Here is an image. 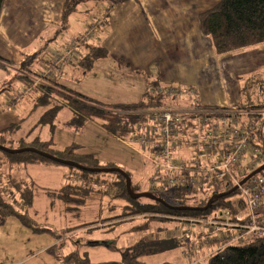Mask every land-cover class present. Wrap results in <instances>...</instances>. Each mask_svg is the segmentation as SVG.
<instances>
[{
    "label": "crops",
    "instance_id": "obj_1",
    "mask_svg": "<svg viewBox=\"0 0 264 264\" xmlns=\"http://www.w3.org/2000/svg\"><path fill=\"white\" fill-rule=\"evenodd\" d=\"M217 1L124 0L114 4L107 1V11L103 17L92 24L93 31L90 32L92 41H98L106 49L107 56L96 59L91 70L84 71L78 64L70 62L71 58L66 62H55L56 58L69 47L64 46L59 52L51 48L49 52L54 60L47 65L50 67L51 62L56 65L44 69L42 73L55 77L59 84L105 103L137 101L148 90L149 79H156L164 86L183 88L182 95L174 99L184 102L176 106L179 111L189 110L195 105L236 108L243 101L242 96L246 93L251 94L250 97L255 102H261L263 94L254 97L253 93L259 85L262 88L261 92H264V77L260 73L264 72V42L218 55L214 52L211 40L200 30L198 14ZM63 2L64 0L4 1L0 13V56L14 64L5 67V72L9 68L15 69V64L23 58L22 50L36 48L35 45L40 41L43 43L42 39L39 40L40 35L43 34V40H48L46 44H49L57 27L60 26ZM95 23H100L103 27L98 34L94 33ZM81 55V51L77 53V56ZM65 64L69 66L66 68L68 71L71 70L70 74H63L64 68L60 70V67ZM5 80L7 83V79ZM250 81H253V84L247 85ZM5 88V86L2 87L3 90ZM189 89L193 90V94ZM26 93L19 98L15 96L12 98L22 101ZM25 100L28 108L32 109L33 96ZM6 101L0 99V131L9 124L19 122L14 138H31L35 135L39 137L40 130L36 134L29 130L17 135L21 124L16 119L14 111L15 106L21 101L13 104V107ZM70 113L72 115V112ZM3 120H10V122L6 125ZM85 124L99 135L105 134L112 137L110 141L113 146L118 144L116 146L121 147L125 144L140 156L142 155L136 146L110 135L97 123L87 121ZM89 136L92 138L91 135ZM40 138L52 137L47 135ZM72 140L57 145V140L52 138L53 147L63 149L70 144H77L78 151L91 153L100 163L121 165L120 161L123 157L119 159L106 152L105 147L101 143H96L94 137L88 143ZM13 171L32 180L35 188L42 190L39 194L33 191L32 204L27 210L29 216L36 222L56 230L94 223L80 228L85 230L86 235L80 233L79 229L74 231L66 241L64 253L79 246L83 250L81 253L89 256L90 261L94 263L121 259L120 254L117 256V253L120 252V248L127 246V241L125 240L126 244H124L123 239L127 238V229L130 226L127 225L125 218H116L121 213L120 206L113 213L111 209L105 210L97 204L93 207H85V214L90 217L84 215L81 218L86 221H79L75 215L81 211L80 207L74 211L66 210L57 196L49 194L56 192L63 183H80L83 178L78 172L64 170L50 163L15 166ZM37 201L40 205H36ZM107 205L110 207L111 203L108 202ZM9 221L10 227L3 242L11 248L4 259H0V264H56L55 261L58 262L46 251L48 247L56 243L54 237L46 233L33 234L17 218L13 217ZM32 244L38 246V250L34 252L35 256L41 255L38 262L31 261V258L20 261L11 258L12 254L21 252L25 245ZM213 248L215 244L208 247L204 253L197 252L198 258L203 259L206 255L209 256ZM112 255L114 257H111ZM140 258L139 256L138 260L145 263Z\"/></svg>",
    "mask_w": 264,
    "mask_h": 264
},
{
    "label": "trees",
    "instance_id": "obj_2",
    "mask_svg": "<svg viewBox=\"0 0 264 264\" xmlns=\"http://www.w3.org/2000/svg\"><path fill=\"white\" fill-rule=\"evenodd\" d=\"M4 1L0 0V13ZM107 1L114 4L124 0H64L60 26L70 15L80 14L84 11L88 12V3L104 2L108 6ZM98 19H100V16L95 17V20ZM198 21L201 32L211 40L214 52L218 55L264 42V0H218L213 6L198 14ZM101 27L100 23H95L94 33L101 32ZM86 35L87 33L80 37L76 44L82 52L77 64L84 71H89L96 59L107 56V51L98 41H92L88 37L86 39ZM43 38V34L39 36V40L42 39L43 43L40 41L39 44L35 45L36 48L31 47V49L22 50L23 58L14 66L17 71L15 79L23 86V89L30 88L28 91L32 90L34 92L32 93L34 105L46 106L34 127L48 124L53 129L57 112L66 106L72 112L67 121V126L71 131L77 132L87 121H93L110 135L125 139L135 130L136 125L145 119L146 110L165 107L170 101L178 98L177 96L170 98L164 91L165 86L156 79H149L148 90L137 101L130 103L101 102L59 84L55 77H49L35 71V63L40 59L39 52L46 47L48 41L43 40ZM45 62L49 63L48 61ZM0 65L5 68L14 64L0 56ZM55 65L54 62H51L50 67ZM34 79H40V82L33 85ZM251 84H253V81H250L247 85ZM174 87L183 90L181 87ZM261 94H264V92H261L258 96ZM250 95L249 93L243 95V101L236 107L240 118L254 115L257 109L261 107L251 99ZM262 99L261 102H264V97ZM186 117H193V115H187ZM18 127L19 122L9 124L3 128L0 131V145L8 148L31 147L37 151L48 153L87 168L120 169L93 172L67 165L82 172L81 174L78 173L83 178L82 181L80 183H63L56 192L49 193L51 196H57L66 210H77L86 203V200L92 194L102 192L109 194V202L111 203L109 206L111 208L120 206L121 208V213L116 218H125L127 222L142 218L140 224L131 225L127 229L129 232L140 229L146 231L149 223L155 221L206 218L213 209L230 207L229 198L226 197L229 194L223 197H215L216 194L224 192V184L218 181L209 184L208 191H202V195L197 196L198 198L195 197V193L183 186L163 190L165 194L160 193L162 190L150 187L146 191H142L152 194L155 198H160L161 201L146 196L132 197L127 192L124 173L130 178V189L133 194L141 193L138 190L140 187L138 183L132 185L131 174L124 167H120L115 163H100L91 153L78 151L77 144H70L63 149H55L52 138L41 139L36 135L31 138H14V132ZM258 134L263 140L262 145H264V136L261 129ZM14 143L18 144L14 145ZM28 163L62 164L36 151L10 153L0 149V224L7 217L14 216L22 225L35 233L53 234L57 239L56 243L48 247L46 251L57 259L58 264H145L138 260L139 256L142 255L141 253L128 255L125 253V248L119 249L121 252L119 261L111 260L95 263L90 261L85 253H80L77 247L68 253H64L66 241L69 240L74 231L94 223L62 230L36 224L27 212L32 204L35 185L32 180L13 171L15 166ZM108 172H113L115 175L105 178L104 176ZM261 172L264 173L262 170ZM211 197L209 206L204 208ZM113 199L118 200L117 205L112 202ZM113 248L117 249L114 246ZM206 264H264V235L240 244H227L217 249L209 254Z\"/></svg>",
    "mask_w": 264,
    "mask_h": 264
},
{
    "label": "built area",
    "instance_id": "obj_3",
    "mask_svg": "<svg viewBox=\"0 0 264 264\" xmlns=\"http://www.w3.org/2000/svg\"><path fill=\"white\" fill-rule=\"evenodd\" d=\"M92 29L93 25L88 35ZM77 53L69 47L55 62H66ZM29 89H24V93ZM261 89L260 85L256 86L255 92L260 94ZM164 91L170 98L184 92L169 85ZM257 105L261 107L256 113L244 118H240L235 107L195 105L186 111L171 107L149 109L145 111V119L124 139L152 164L150 188L163 191L183 186L193 193L207 192L208 185L217 181L224 184V191L236 187L240 197L229 198L230 207L213 209L206 218L190 219L205 223L208 229H228L219 238L203 241L207 246L216 245L210 253L227 244L264 235V173L253 174L241 183L264 163L263 140L258 134L261 129L264 136V102Z\"/></svg>",
    "mask_w": 264,
    "mask_h": 264
},
{
    "label": "rangeland",
    "instance_id": "obj_4",
    "mask_svg": "<svg viewBox=\"0 0 264 264\" xmlns=\"http://www.w3.org/2000/svg\"><path fill=\"white\" fill-rule=\"evenodd\" d=\"M87 9L88 12L84 11L80 14L77 13L75 15H70L64 21V23H62V26L57 27V31L54 33L53 38L49 41V44L47 43L46 47H44L39 52L40 59L37 63H35V71H37L40 74H43L44 72L42 73V71H44V69L50 68L48 67L45 61L50 62L54 60L49 52L51 48L52 49L54 48L56 52H59L62 49V47L66 46L74 49L77 52V50L79 49L77 48L78 45H76L78 39L80 37H83L84 34H86L89 31L91 25L94 22H96L95 17L97 16L103 17V14L107 11V5L104 2H96V3L91 2L87 4ZM89 36L90 35H86V39L88 37L90 40H93L91 39L92 36L91 37ZM80 51L81 50H79L78 52ZM78 60H79V56L75 55L71 57L70 62L77 65ZM67 64H65L63 67L62 66L60 67V70L64 68L63 74L71 73V70L68 71V68H66L68 66ZM260 73L264 77V72L261 71ZM15 74H17V71L15 69L13 70L12 68H9L5 72L4 66L0 65V89H2L3 86L8 88V89L5 88L3 91H0V99L2 98L3 100L4 99L7 100L6 103L10 104L9 106L12 107L14 106L13 104L18 102L19 100L21 101V99L15 100L12 97L15 96L19 98L24 93L23 86H20L19 82L15 79ZM5 79H7L8 81L7 83ZM39 80L40 79L38 80L34 79V82H36L37 84L38 82H40ZM32 93H34L32 90L28 91L24 95L22 101L15 106V111H14L15 116L17 117L16 119H18V121H20L21 124L17 135L24 134L30 129L35 134L38 130H40L41 132L39 138L50 135L53 139L57 140V145L59 143L61 144L67 143V141H70L72 139H75L76 141H83L88 143L94 137L96 139V143L97 142L101 143V145L105 147L104 150L106 149L105 150L106 152L119 157V159L120 157L121 158L123 157V159H125V160L122 159L121 161L118 160L121 163V165L118 164V166L124 167L126 170L130 172L132 177V185L134 183H138L140 187L138 190L141 192L146 191V189L149 188V177L151 174H153L152 164L147 159H145L143 155L140 156L132 148H130L125 144L123 145L126 147H124L123 145L121 147L116 146L118 144L113 146L110 141L112 137H109L105 134L99 135L95 133L91 127H88V124H85L82 130H80L79 132L70 131L67 128L68 127L67 121L69 120L68 118L71 117V113H70L71 111L69 108L59 109V111L57 112L54 118L53 129H51L48 124L38 125L34 127L39 116L46 109V106L31 104V106L34 105L33 108L32 109L31 107L28 108L25 98L27 97L29 98L30 96H32ZM255 93H253L254 97L258 95L257 93L256 94ZM263 97L264 94L262 98ZM179 104H184V102L173 100L170 101L168 105L165 107H171L178 110L176 106H179ZM8 118L9 117H7V119ZM3 122H5L6 125H8L10 120H6V121L3 120ZM89 135H91L92 138ZM16 144L18 143H14V145ZM28 164H32V163H28ZM51 165L64 168V170L70 169L80 174L82 173L79 169L64 164H51ZM262 171H264V169ZM258 173H263V172L260 171ZM113 175H115L113 172L110 173L108 172V174L105 175L104 177L106 178ZM40 190H41L40 188L34 189L35 193L37 194H39ZM160 193L165 194L163 191H160ZM194 195H196L195 197L198 198L197 196L202 195V192L195 193ZM226 197L236 199L240 197V194L238 191H234L233 193L229 194ZM109 200H110L109 194L106 193L92 194L90 198L86 200V203L80 206L81 211L77 213L75 217H78L79 221H86V220H82L81 217L84 215L88 217L90 216L85 214L84 208L93 207L96 204L101 205L103 209L105 208V210L111 209L113 213L116 211V209H118V206H115L113 208L108 207L107 203L109 202ZM112 202L117 205L118 200L113 199ZM36 205H40L38 201L36 202ZM13 217L14 216L7 217L5 221L2 224H0V259H4V257L9 252L8 250L11 248L10 245L6 244L3 241L7 237L8 228L10 227L9 220L13 219ZM88 217L87 219H91ZM190 219L191 218H184V219L182 218L180 220L171 219L165 221H155L149 223V226L146 229V231H142L140 229L137 231L128 232L127 238L123 239L124 244H126L125 240L127 241V246L125 247V253H127L128 255L141 253L142 255L140 256L141 257L140 259L144 261L146 264H190V263L206 264L208 256L206 255V257L202 259L200 257L198 258V254H197V252H199V254L204 253L208 250V247H211V245L207 246L206 244H204L203 241L208 239L209 237L219 238L221 234L227 233L228 229L222 227L208 229V226L205 223L193 222ZM141 222H142V218H139L134 221H129L127 225L128 226L135 224L137 225L140 224ZM35 223L36 224L38 223L39 225H44L36 221ZM78 223H82V222H78ZM78 229L80 233L86 235L84 229H80V228ZM230 231L234 232L233 229H230ZM31 232L33 234H45V233H35L33 231ZM46 234L54 237L53 234L50 233H46ZM83 235L81 236L83 237ZM77 237L80 238V236ZM55 240L57 239L55 238ZM235 244H240V243H235ZM77 248H79L78 251L80 253L83 251L79 246ZM36 250H38L37 245L34 244L30 246L25 245L24 249L21 252L12 254L11 258L14 259L15 261L31 258V261L38 262L41 255L36 254L35 256L34 252ZM118 255L121 257V252L117 253V256ZM111 257H114V255H112ZM55 263L57 264L58 262L55 261Z\"/></svg>",
    "mask_w": 264,
    "mask_h": 264
},
{
    "label": "water",
    "instance_id": "obj_5",
    "mask_svg": "<svg viewBox=\"0 0 264 264\" xmlns=\"http://www.w3.org/2000/svg\"><path fill=\"white\" fill-rule=\"evenodd\" d=\"M0 149H1V150H4V151H7V152H10V153H18V152H22V151H36V152H38L39 154H41V155H43V156H45V157H47V158H50V159H52V160L58 161V162H60V163H62V164L76 166V167L79 168V169H85V170L93 171V172H94V171H104V172H106V171H112V170H120L119 168H105V167L87 168V167H84V166L78 165V164H76V163H74V162H71V161L62 160V159L57 158V157H55V156H52V155H50V154H48V153L41 152V151H37L36 149L31 148V147H23V148H8V147H5V146L0 145ZM263 169H264V163H263L262 165H260L259 167H257V168H256L255 170H253L252 172H250L249 174H247V175L241 180V183H242L243 181H245L249 176L258 173V172H260V171L263 170ZM124 176H125V179H126V188H127V192H128L132 197L146 196V197H152V198H154V199H156V200H160V201H161L160 198H155V197L152 196V194H150V193L141 192V193H138V194H133V193L131 192V189H130V178L128 177V175H127L126 173H124ZM235 189H236V187H233V188H232L231 190H229V191H224V192H221V193H219V194H216L215 197H223V196H226V195L230 194L231 192L235 191ZM211 199H212V197L209 198V200H208V202H207V204H206V206H205L204 208H206V207L209 206V204H210V202H211ZM204 208H203V209H204Z\"/></svg>",
    "mask_w": 264,
    "mask_h": 264
}]
</instances>
